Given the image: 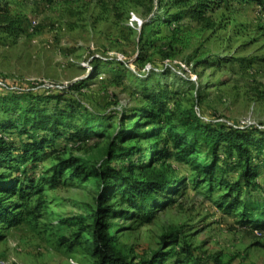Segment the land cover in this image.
<instances>
[{
  "label": "rangeland",
  "instance_id": "1",
  "mask_svg": "<svg viewBox=\"0 0 264 264\" xmlns=\"http://www.w3.org/2000/svg\"><path fill=\"white\" fill-rule=\"evenodd\" d=\"M8 1L27 20L17 39L0 31V93L6 86L13 91L30 86L57 90L89 112L117 122L122 115L138 116L146 105L142 92L161 83L178 91L181 106H195L203 119L264 129V6L234 4L222 9L213 14L214 30L185 20L195 28V39L167 67L160 57L153 64L137 62L140 52L153 53L144 46L148 36L141 32L145 22L167 18L168 8L159 7L162 0H55L49 7L35 0ZM199 56H207L204 64L197 61ZM96 59L101 63L95 64ZM111 61L120 71L109 67ZM82 83L87 87L81 91L72 88ZM101 133L110 137L114 131ZM87 144V151L73 149L65 158H101L107 141ZM54 165L49 162L40 178L51 177L46 173ZM183 173L186 188L158 210L152 222L112 220L130 257H151L164 235L179 233L206 258L264 264V230L256 235L240 223V211L221 208L228 205L223 201L226 188L210 193L202 180ZM99 192L91 181L69 174L57 188L44 187L28 205V211L38 209L37 201L42 200L41 215H25L18 226L0 227V264H94L81 245L90 238L86 229ZM253 200L263 202L264 197L254 195Z\"/></svg>",
  "mask_w": 264,
  "mask_h": 264
},
{
  "label": "trees",
  "instance_id": "2",
  "mask_svg": "<svg viewBox=\"0 0 264 264\" xmlns=\"http://www.w3.org/2000/svg\"><path fill=\"white\" fill-rule=\"evenodd\" d=\"M35 1L49 7L55 0ZM166 1H159V7L168 8L167 18L143 25L141 34L148 36L144 46L153 53L140 52V65L153 64L156 57L167 67L174 64L196 36L193 25L184 24L187 19L202 30H214L213 14L222 9L234 4L264 6V0ZM12 6L11 1L0 0V31L17 39L27 19ZM198 58L204 64L207 56ZM108 64L120 71L115 61ZM86 87V83L72 86L78 91ZM1 92L0 169L7 173L0 172V227L18 226L25 215H41L42 200L37 201L38 209L28 211L29 203L44 187L57 188L69 174L91 181L100 191L86 229L90 238L81 245L94 264H231L198 255L179 233L164 235L160 248L139 261L119 242V225L112 220L152 222L155 213L186 188L183 172L187 171L207 184L210 193L216 187L226 188L223 201L228 205L221 208L240 211L242 225L264 230V201L253 200L254 195L264 197V129L203 119L195 106H181L178 91L161 83L142 92L146 105L138 116L122 115L117 122L89 112L57 90L30 86L13 91L6 86ZM110 130L114 131L110 137L101 133ZM94 139L107 141L101 158L72 154L65 158L73 149L87 151V143ZM49 162L56 164L46 173L52 176L40 178Z\"/></svg>",
  "mask_w": 264,
  "mask_h": 264
},
{
  "label": "built area",
  "instance_id": "3",
  "mask_svg": "<svg viewBox=\"0 0 264 264\" xmlns=\"http://www.w3.org/2000/svg\"><path fill=\"white\" fill-rule=\"evenodd\" d=\"M33 28H35V25L33 26ZM34 29H32V31H33ZM252 125V124H251ZM245 126H248V125H245ZM250 126V125H249ZM254 233L256 234V235H260L259 233H258V231H254Z\"/></svg>",
  "mask_w": 264,
  "mask_h": 264
}]
</instances>
